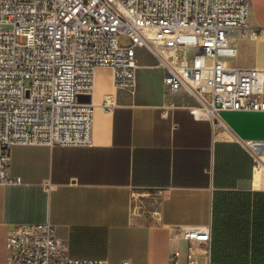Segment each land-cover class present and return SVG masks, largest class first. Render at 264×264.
Returning a JSON list of instances; mask_svg holds the SVG:
<instances>
[{"label":"crops","instance_id":"obj_1","mask_svg":"<svg viewBox=\"0 0 264 264\" xmlns=\"http://www.w3.org/2000/svg\"><path fill=\"white\" fill-rule=\"evenodd\" d=\"M249 3V27L257 35L231 37L237 49L231 63L264 69V0ZM150 56L138 62L133 90L115 89L110 69L97 68L92 147L12 149L10 172L21 184L0 185V263L5 238L18 225L49 222L75 258L174 264L177 253V264H187L190 243L182 230L210 228L215 193H228L232 210L250 194V223L257 218L264 187H253V162L240 142L264 140V112L224 111L226 129L195 118L196 101L168 92L164 71ZM106 95L115 103L108 112ZM226 241L232 250L241 243L249 255L256 242L264 254V233ZM192 247L198 264H211L199 244Z\"/></svg>","mask_w":264,"mask_h":264},{"label":"built area","instance_id":"obj_2","mask_svg":"<svg viewBox=\"0 0 264 264\" xmlns=\"http://www.w3.org/2000/svg\"><path fill=\"white\" fill-rule=\"evenodd\" d=\"M249 18V0H0V185L21 184L10 172L14 147H92L96 70L110 69L115 89L133 90L141 49L163 69L168 92L196 101L195 118L226 129L224 111L264 112V69L231 63V37L257 35ZM114 106L106 95L102 110ZM240 143L264 172V140ZM182 235L187 264H198L193 243L207 260L211 229ZM5 250L0 264H106L71 256L49 222L15 226Z\"/></svg>","mask_w":264,"mask_h":264},{"label":"trees","instance_id":"obj_3","mask_svg":"<svg viewBox=\"0 0 264 264\" xmlns=\"http://www.w3.org/2000/svg\"><path fill=\"white\" fill-rule=\"evenodd\" d=\"M243 203L239 199L234 209L227 208V201L230 199L228 193H215L212 204L211 229V264H264V254L259 250V244L254 242L252 255H249L246 247L240 243L237 249H229L226 239L242 240L252 234L253 239L264 233V208L260 205L257 218L249 221L250 194H243ZM259 201H263L262 198ZM250 206V205H249ZM244 248V249H242Z\"/></svg>","mask_w":264,"mask_h":264},{"label":"bare ground","instance_id":"obj_4","mask_svg":"<svg viewBox=\"0 0 264 264\" xmlns=\"http://www.w3.org/2000/svg\"><path fill=\"white\" fill-rule=\"evenodd\" d=\"M147 37L149 38V45L153 46L154 49V45H153V40L151 37V34L146 33ZM264 177H263V172L261 170H255L254 172V176H253V187L254 188H259L261 185L264 187V181H263Z\"/></svg>","mask_w":264,"mask_h":264},{"label":"rangeland","instance_id":"obj_5","mask_svg":"<svg viewBox=\"0 0 264 264\" xmlns=\"http://www.w3.org/2000/svg\"><path fill=\"white\" fill-rule=\"evenodd\" d=\"M120 40L122 41V42H124L125 44H127L128 43V38L126 37V36H121L120 37ZM149 59H151V56L149 55V54H147V55H143L142 56V51H138V62H142V63H144V62H148L149 61ZM139 64V63H138ZM263 176H264V172H263Z\"/></svg>","mask_w":264,"mask_h":264}]
</instances>
